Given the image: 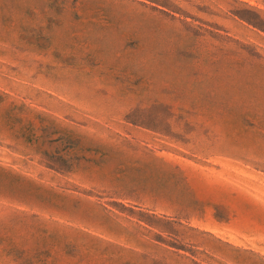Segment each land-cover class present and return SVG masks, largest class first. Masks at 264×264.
<instances>
[{"label": "rangeland", "instance_id": "1", "mask_svg": "<svg viewBox=\"0 0 264 264\" xmlns=\"http://www.w3.org/2000/svg\"><path fill=\"white\" fill-rule=\"evenodd\" d=\"M0 264H264V0H0Z\"/></svg>", "mask_w": 264, "mask_h": 264}]
</instances>
